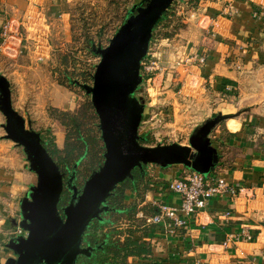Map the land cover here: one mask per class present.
<instances>
[{"label": "crops", "instance_id": "0c3cea01", "mask_svg": "<svg viewBox=\"0 0 264 264\" xmlns=\"http://www.w3.org/2000/svg\"><path fill=\"white\" fill-rule=\"evenodd\" d=\"M68 1L0 0V32L7 18L19 34L13 41L14 50L22 52L26 46L22 42L29 39L36 44L38 35L42 43L37 47L45 52L49 33L66 31L70 25ZM228 2L234 4L235 12L227 13ZM254 6H264V0H200L188 13L193 27L187 24L175 34L187 37L183 52L178 53L180 60H190L179 77L208 84L214 95L221 96L217 112L226 115L210 132L218 153L216 164L202 174L218 172L240 190L236 195L212 196L175 232L166 230L163 219L146 220L148 229L136 231L134 236L150 243L151 250L129 255L130 264H264V20L252 16ZM199 54L205 55L203 63L193 60ZM169 75L173 79L171 72ZM164 81V86L170 85ZM13 104L18 108L14 99ZM145 169L148 188L145 200L137 205L143 208L148 204L146 213L155 216L158 203L178 204L179 195L169 190L167 183L192 169L182 164L161 167L153 163ZM6 179V190L15 191L17 185L9 175ZM125 193L126 204L136 198L133 190ZM12 215L7 213L4 224L0 218L1 264L9 256L3 255L1 243L5 235H13L16 226L8 224ZM12 218L9 221L13 222Z\"/></svg>", "mask_w": 264, "mask_h": 264}, {"label": "rangeland", "instance_id": "374dc122", "mask_svg": "<svg viewBox=\"0 0 264 264\" xmlns=\"http://www.w3.org/2000/svg\"><path fill=\"white\" fill-rule=\"evenodd\" d=\"M137 1L139 0H69L70 25L66 31L57 32L58 29L54 28L57 31L49 33L45 52L37 47L38 43H42L38 35L36 44L32 45L29 39L22 42L26 45L22 52L14 50L13 41L19 36L14 31L6 47L0 46V73L10 81L12 104L14 99L18 107L16 109L31 120L32 127L40 131L44 139L53 140L57 146L63 147L66 138L74 140L78 137L70 115L79 123L81 134H92L100 139L101 150L96 147L95 152L86 151L75 160L80 159L76 166L75 182L78 186L102 162L104 150L98 116L90 95L81 84L92 83V73L99 61V54L93 48L107 45L109 38ZM197 6L198 3L191 0H173L166 10L165 18L152 30L147 50L149 53L141 61L143 79L141 90L137 93L145 103L138 128V133L145 135L147 139L140 140L143 144L173 141L186 144L194 126L219 110L217 106L221 100L217 99L221 96L214 95L208 84L202 85L193 79L185 81L183 77H179L190 60H180L178 53V50L183 52V45L187 42L182 43L187 37L175 34L181 33L187 24L193 27L191 19L187 18L189 11L195 10ZM58 22L63 23L60 20ZM193 44L190 40L189 45ZM143 65L152 67L148 70ZM179 65H182V69L176 68ZM170 72L173 76V79L170 77L171 80ZM164 80L170 81V85L164 86L167 83ZM2 122L4 115L0 111V218H3L4 224L7 213L13 214L10 218L18 219V200L28 189V185L35 182L36 175L28 169L22 147L3 136L5 131L1 126ZM7 175L17 185L13 192L6 190ZM145 192L142 197L144 200ZM142 198L138 203H141ZM139 206L141 205L136 206V212L142 213L136 215L135 212L134 216L146 221L150 215L146 213L149 205L143 208ZM113 212L104 214V217L116 220L120 229L131 224L128 218L117 217ZM9 219L8 224H12ZM108 222L104 230L111 229V222ZM7 239L5 235L1 251L3 255L8 253L10 256L13 252L5 244ZM98 255L99 253L95 258L85 260L91 264L94 259L98 260Z\"/></svg>", "mask_w": 264, "mask_h": 264}, {"label": "water", "instance_id": "95a60500", "mask_svg": "<svg viewBox=\"0 0 264 264\" xmlns=\"http://www.w3.org/2000/svg\"><path fill=\"white\" fill-rule=\"evenodd\" d=\"M173 0H139L131 6L126 18L105 46L94 49L99 61L92 73V83L81 86L90 95L98 116L103 142V160L77 186L76 166L68 173L70 191L66 203L59 206L64 172L50 155L40 131L12 104L10 81L0 73V111L5 138L21 146L27 167L36 175L35 182L19 198V217L13 223L25 231L9 236L6 246L13 255L3 264H82L79 256L95 258L97 244L83 245L84 234L93 220L103 221L108 212V196L133 170L142 174L148 163L166 167L182 164L207 173L216 164L218 153L211 144L210 132L226 118L217 112L194 126L188 143L177 141L146 145L145 135L138 133L144 110L141 90V61L145 57L152 30ZM87 264H90L87 262ZM91 264H98L92 261Z\"/></svg>", "mask_w": 264, "mask_h": 264}, {"label": "trees", "instance_id": "16d2710c", "mask_svg": "<svg viewBox=\"0 0 264 264\" xmlns=\"http://www.w3.org/2000/svg\"><path fill=\"white\" fill-rule=\"evenodd\" d=\"M194 3H198L199 0H191ZM167 10V9H166ZM166 10L162 16L157 20V25L163 18H165ZM126 17V16H125ZM125 19V18H124ZM123 19V20H124ZM70 121L73 125L74 132L77 133L74 140L66 138L64 146L59 147L53 140L44 139L46 148L50 155L57 161L60 168L66 169L72 166L75 160L82 154L87 152H95L96 147L99 150L102 149L100 139L95 135L88 134V136L80 133L79 123L74 116L70 115ZM90 136V137H89ZM143 140H147L144 138ZM146 173V172H145ZM145 173H141L138 169L133 170V178H126L124 181L119 183L108 196L109 206L113 207V213L118 216H124L128 218L131 224L125 229H120L116 220H109L104 217L103 221L93 220L88 228L90 239L103 240V247L98 255V264H130L128 261L129 255H142L147 254L151 250L150 243L137 239L134 234L136 231H146L149 226L146 225L144 219L135 218L134 213L136 212L137 204L143 197L145 189L148 188L144 179ZM126 189L135 191L136 198L126 204L124 202L126 196ZM67 190L62 193V200L67 199ZM143 199V198H142ZM110 213V212H109ZM111 222V229L104 230L105 225Z\"/></svg>", "mask_w": 264, "mask_h": 264}, {"label": "built area", "instance_id": "2783aa9c", "mask_svg": "<svg viewBox=\"0 0 264 264\" xmlns=\"http://www.w3.org/2000/svg\"><path fill=\"white\" fill-rule=\"evenodd\" d=\"M227 13H233L236 11V7L233 3L228 2L226 4ZM252 16L257 19L264 20V6L257 7L254 6L252 11ZM13 33L11 26V21L7 18L3 20L1 26V44L0 46H6L9 43L10 37ZM149 51H147V54ZM193 60L198 63H203L205 61V55H195ZM151 62H155L152 61ZM146 69H150L151 66L143 65ZM167 187L169 190L176 192L180 201L176 205L167 204L165 202L158 203V209L155 216H149L146 220L158 219L164 220V226L168 232H175L180 227H183L186 223V218L203 208L207 200L212 196L221 194L236 195L240 187L238 184H230L227 180L219 174L218 172L202 174L200 172L189 170L183 173L181 176H177L168 181ZM141 211L136 213L139 215ZM25 233L23 229L19 226L14 227L13 234ZM250 237V235H248ZM1 264V263H0Z\"/></svg>", "mask_w": 264, "mask_h": 264}, {"label": "flooded vegetation", "instance_id": "af4514ba", "mask_svg": "<svg viewBox=\"0 0 264 264\" xmlns=\"http://www.w3.org/2000/svg\"><path fill=\"white\" fill-rule=\"evenodd\" d=\"M40 135H41V138H42V143L44 144V146L46 147V143H45V140H44V137L42 136V134H41V132H40ZM47 149V148H46ZM71 168H72V166L69 168V167H67L66 169H62V168H60L63 172H64V185H63V189H62V193H63V191L64 190H67V199H65L64 201L62 200V193H61V201L59 202V206H61L62 204H64V203H66V201L68 200V198H69V194H70V191L67 189V187H66V180H67V176H68V173H69V171L71 170ZM76 180V179H75ZM82 185V184H81ZM80 185V186H81ZM78 186V185H77ZM80 186H78V187H80ZM107 202H108V199H107ZM108 205H109V203H108ZM111 207V206H110ZM112 209H113V207H111V209L108 211V212H105V213H103V216H104V214H106V213H109V212H111L112 211ZM90 237V234H89V232H88V229L86 230V232H85V234H84V240H83V242H82V244L83 245H87L88 243H90V244H92V245H94V244H97V248L95 249V250H93V253L95 254V256L97 255V253H100L101 252V249H102V247H103V243H104V241L101 239V240H98V239H95V240H93V239H90L89 238ZM83 258V260L81 261V259ZM85 258L86 257H84V256H79V260L82 262V264H87V262H86V260H85ZM94 261H95V259H94ZM96 262H97V260H96Z\"/></svg>", "mask_w": 264, "mask_h": 264}]
</instances>
